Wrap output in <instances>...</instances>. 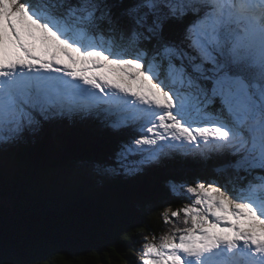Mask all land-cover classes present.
Wrapping results in <instances>:
<instances>
[{
    "label": "snow or ice",
    "instance_id": "1",
    "mask_svg": "<svg viewBox=\"0 0 264 264\" xmlns=\"http://www.w3.org/2000/svg\"><path fill=\"white\" fill-rule=\"evenodd\" d=\"M74 117L134 133L84 172L215 161L131 264H264V0H0V152Z\"/></svg>",
    "mask_w": 264,
    "mask_h": 264
},
{
    "label": "trees",
    "instance_id": "2",
    "mask_svg": "<svg viewBox=\"0 0 264 264\" xmlns=\"http://www.w3.org/2000/svg\"><path fill=\"white\" fill-rule=\"evenodd\" d=\"M93 119L67 118L71 124L60 130L67 127L69 136L55 126L57 138L41 132L0 152L6 153L0 160V264L27 257L44 258L34 264H130L144 237L151 242L153 233L168 231L163 210L188 202L164 194L165 177L180 174L191 182L213 175L214 160L202 164L176 154L135 175L63 187L71 165L106 163L115 143L134 135L92 128Z\"/></svg>",
    "mask_w": 264,
    "mask_h": 264
},
{
    "label": "rangeland",
    "instance_id": "3",
    "mask_svg": "<svg viewBox=\"0 0 264 264\" xmlns=\"http://www.w3.org/2000/svg\"><path fill=\"white\" fill-rule=\"evenodd\" d=\"M61 59H64V62L65 63H68V61L65 58L61 57ZM64 121H65V124L63 126H65L66 124H68V122H67L66 119H64ZM5 157H6V153L5 154H1L0 155V160L1 159L4 160ZM102 164H104V163H102ZM69 169H70V173H68V174L63 173L62 174L63 179L68 181V183H66L63 187H65V186L68 187L70 185H73V186L77 187L78 186V183L83 184L84 182L93 181L94 179H97L98 177L99 178L97 180H99V181H102V179H107L108 180V177L105 176V175H101L99 173L98 174H93V170L92 169H89L87 172L82 171V166L81 165H75V166L71 165L69 167ZM63 172H65V171H63ZM112 178H115L116 179V176L113 175ZM164 227H169V226H167V225L164 224ZM148 240L150 241V239H148ZM151 242H153V241L151 240ZM156 242H158V241H156ZM143 243L144 242H142L139 245L138 250L141 248V246H142ZM137 254H138V251H137V253L134 252L133 258Z\"/></svg>",
    "mask_w": 264,
    "mask_h": 264
}]
</instances>
